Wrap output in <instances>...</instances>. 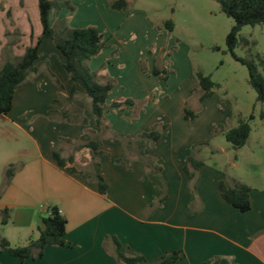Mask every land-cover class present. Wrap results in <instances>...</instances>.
<instances>
[{"label": "crops", "instance_id": "obj_1", "mask_svg": "<svg viewBox=\"0 0 264 264\" xmlns=\"http://www.w3.org/2000/svg\"><path fill=\"white\" fill-rule=\"evenodd\" d=\"M10 11L15 18L13 7ZM23 23L17 17L14 26L24 27L21 31L27 33ZM31 34L33 44L40 34ZM13 50V45L2 48L0 67L15 55ZM63 61L54 42L43 38L37 69L27 76L30 83L15 90L12 107L4 115L31 139L32 147L14 160L19 167L0 192V210L8 208L15 223L30 226L36 211L47 214L45 208L56 206L66 219L64 245H46L40 258L23 261L0 250V264H117L119 252L138 253L154 261L174 251H182L184 257L173 264H201L212 258L218 259L217 264H264V185L247 184L250 208L240 212L216 193L218 181H223L218 175L214 188L206 192L201 187L204 166L198 171L196 194H190L189 178L183 170L188 151L176 155L171 149L158 148L161 136L156 141L145 139L141 145L144 154L160 167L158 174L137 157L125 155L123 145L110 138L111 132L131 137L139 132L123 130L121 119L111 113L133 104L104 112L103 125L109 129L102 132L90 111V99L64 70ZM49 74L60 82L61 89ZM72 89L75 93L69 99ZM83 95L87 101L82 103L78 96ZM114 101L123 100L106 97L105 103ZM83 135L99 138L96 155L87 146L79 147ZM54 151L64 160L63 167L56 164ZM69 167L75 172H69ZM96 175L106 185L104 193L98 190ZM259 178L264 180L263 175ZM158 196L165 198L148 211ZM42 217L34 227L37 235Z\"/></svg>", "mask_w": 264, "mask_h": 264}, {"label": "rangeland", "instance_id": "obj_2", "mask_svg": "<svg viewBox=\"0 0 264 264\" xmlns=\"http://www.w3.org/2000/svg\"><path fill=\"white\" fill-rule=\"evenodd\" d=\"M52 1L48 16L57 35L63 23L69 27L93 26L102 35V48L87 65L96 71L99 81H111L109 101H134L132 106L111 113L121 119L123 130L140 133L167 124L161 130L158 148L171 149L176 155L187 150V157L193 155L202 161L201 187L206 192L217 175L228 186L236 180L256 188L264 185L259 178L264 176V119L258 116L264 103L256 100L246 66L227 49L225 37L234 21L216 1L125 0L127 6L122 10L111 9V0ZM11 7L15 18L9 12ZM17 17L26 25L27 33H22L24 27L14 26ZM165 20H171L172 30L163 26ZM0 30L4 31L0 34V53L6 45H13L12 56H21L30 44L31 31L36 36L41 31L37 0H0ZM234 54L252 59L264 76V25H243ZM153 67L164 72L154 75ZM197 72L215 83L212 95L201 101ZM78 97L82 103L87 101L84 95ZM185 107L195 113L194 118H183ZM250 114L252 119H248ZM239 119L248 120L250 132L242 146L234 147L225 140L224 132ZM30 147L31 139L0 115V192L8 180L7 168L14 172L19 167L14 161L17 155ZM26 201L33 202L31 198ZM35 213L30 226L15 223L10 214L2 224L0 215V237L7 235L11 246L36 238L34 227L39 216L46 214Z\"/></svg>", "mask_w": 264, "mask_h": 264}, {"label": "trees", "instance_id": "obj_3", "mask_svg": "<svg viewBox=\"0 0 264 264\" xmlns=\"http://www.w3.org/2000/svg\"><path fill=\"white\" fill-rule=\"evenodd\" d=\"M219 4L220 10L228 17L232 18L234 24L231 26L229 32L225 37V42L228 51L231 55L244 64L248 71V83L256 93V100L264 103V76L261 74L256 64L252 59L246 57H239L234 54V48L238 43V32L243 25H264V0H214ZM67 3V1H65ZM53 5L52 0H37L39 22L41 26L40 35L36 38L33 44L28 45L23 54L19 57H11L4 61L0 67V115H5L12 107L15 90L25 84L30 83L27 76L36 71L37 60L39 58V46L43 38H50L60 54L63 56V68L70 74L74 83L80 85L85 92L86 97L90 99L89 108L92 114L95 115L96 123L102 126V132L108 131V126L103 125L104 112L110 108L119 107L122 104H134L132 99H124L123 101H114L107 105L105 103L106 97L112 88V83L109 80L104 82L99 81L96 71L90 70L87 63L92 56L98 54L102 48V35L93 26L87 27H69L63 23L59 35L56 34L54 28L49 21V11ZM127 2L125 0H111L110 8L116 10L125 9ZM64 22V21H63ZM163 26L172 30L173 23L171 20H165ZM243 43L247 44L248 40L242 38ZM164 70H158L153 67L152 74L160 75ZM61 89L60 82L49 74ZM198 84L202 90L199 95V100H203L213 93L215 83L208 75H203L200 72L196 73ZM75 93V89L71 90L70 97ZM65 114V112L63 113ZM264 119V109L258 115ZM195 113L184 108V119L194 118ZM253 115L250 114L248 119H252ZM85 122L84 119L81 120ZM167 124H160L153 126L149 131L141 132L135 137L129 135H121L111 132L110 138L123 145L125 155H132L143 161L144 165L150 166L152 170L158 174L160 167L155 163V159L145 155L141 147L145 139L149 141H156L161 136V130L165 129ZM250 132L248 120L239 119L237 124L224 132V138L227 142L231 143L234 147L242 146ZM107 134V133H106ZM82 143L79 147L87 146L90 148L93 155H96V148L99 145V138L91 139L87 135L81 137ZM56 164L60 167L64 166V160L57 154L53 153ZM203 166L202 161L193 155L187 157L183 170L189 178L190 190L192 194H196L195 179L197 172ZM69 172H75L72 167L67 168ZM11 167L7 168L6 175L8 180L12 175ZM198 177V176H197ZM95 179L98 184L100 193H104L106 185L101 176L96 175ZM192 182V183H191ZM218 191L221 198L236 208L240 212H245L250 208L249 191L250 187L241 182H234L231 186L225 185L223 181H218ZM158 195L162 191L158 190ZM165 196H158V198L149 204L147 210L152 211L156 208ZM49 213L41 218V226L38 227V235L36 238L29 239L25 245L11 246L9 241L0 237V250L6 251L9 255L23 261L26 258L37 259L43 254V249L46 245H64V236L66 232V219L56 206L48 207ZM10 210L3 208L0 210L1 223L5 224L9 218ZM264 232V227L262 229ZM117 248H120V243L114 239ZM126 250H129L126 247ZM184 257L182 251H174L169 254L162 255L154 261H147L141 254L132 253L125 254L118 253L117 264H153L155 261L162 264H173L176 260ZM218 259L212 258L203 261L201 264H217Z\"/></svg>", "mask_w": 264, "mask_h": 264}, {"label": "built area", "instance_id": "obj_4", "mask_svg": "<svg viewBox=\"0 0 264 264\" xmlns=\"http://www.w3.org/2000/svg\"><path fill=\"white\" fill-rule=\"evenodd\" d=\"M46 213H49L48 208H45Z\"/></svg>", "mask_w": 264, "mask_h": 264}]
</instances>
